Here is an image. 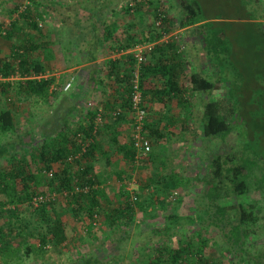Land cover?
<instances>
[{
  "label": "trees",
  "instance_id": "1",
  "mask_svg": "<svg viewBox=\"0 0 264 264\" xmlns=\"http://www.w3.org/2000/svg\"><path fill=\"white\" fill-rule=\"evenodd\" d=\"M176 1H179L181 9L176 27L181 30V35H186L183 41L186 52L176 51V36L161 40L163 35L170 32V19L166 16L160 27H152L150 34H143L141 39L144 40L132 44L122 42L116 33L115 23L102 21L100 26L93 25L90 31L91 39L79 41L76 46L81 65L87 64L82 70V76L90 92L109 86V90L114 94L111 99L103 102V111L100 113L104 120L95 123L97 110H92L83 120L79 119L78 124L73 125L68 119L69 115L65 114L62 121H55L54 124L49 122L50 129L42 127L43 131L38 140L30 135L23 140L17 135L13 137L16 131V114L6 106L5 101L14 98L16 102L32 99L47 102L48 98L56 93L57 88H52L56 78L46 75L47 71H52L48 66L50 67L51 61L55 59V48L49 47L47 41L40 40L46 34L40 24L43 16L48 14V8L63 18L62 23L69 15L57 11L60 4L55 0H27V5L21 11L19 7L10 11L2 7V12L7 11L9 16L13 17L6 25L0 23V35L6 40H13V44L10 53L0 59V76L7 78L15 73L19 74V79L15 81H0V138H5L4 142H0V159L3 158L9 163L7 167H0V193L3 195V199L0 198V260L3 264H21L23 256L31 254L41 264H102L95 257L77 261L64 258L62 244L67 240L66 226L53 209L61 197L33 207L31 201L35 196H47L52 193L64 196L63 193L67 192L63 198L64 213L70 212L75 218L84 216V220L92 228L96 215L103 217L110 227L132 224L137 212H146L145 206L149 202L148 199L142 200L139 191L147 189L150 199H154L157 196L155 185H166V191L182 188L185 194H189L184 185L185 180L176 177L174 170L164 175L157 172L145 173L144 169L150 168L153 162L150 154L152 150L147 157L143 156L136 161L132 138L122 140L118 137L121 124L130 120L133 126V120H127L125 111L130 108L131 81L136 64L131 54L124 55L122 60L105 59L101 64L98 59L101 58V51L106 45L110 50L121 52L133 48L137 42H155L151 57L138 69L139 85L143 93L142 106L146 112L147 91L144 81L149 76L156 78L159 83L158 89L154 91V100L165 106L176 99L180 109L191 106L189 99H185L186 95L191 98L193 95L194 98H199V95L204 93L211 95L217 86L224 83L227 84L228 90L226 99L201 101V105H197L201 139L210 143L226 142L240 123L245 124L246 128L249 124L253 127L250 132L246 130L242 145L236 142L224 150L220 148L206 151L202 159L203 166L196 169L198 172L193 178L200 187L199 192L195 194L196 213L186 221L187 224L198 226L197 232L187 239L180 236L176 239L177 245L164 243L161 235L169 238L171 242V226L174 227L179 219L176 213L170 214L165 218L164 226L153 230L152 235L159 236L158 241L161 242H156L152 255L145 264H223L224 259H227L229 264H264V244L254 246L250 241L255 235L264 236L263 92L259 94L245 91V84L238 79L233 83L224 80L227 76L224 61H231L235 51L222 24L215 18L205 17L204 6L200 0ZM88 2L91 0L80 3L78 7L82 12L78 9L75 17L81 13L86 21L93 13L102 15V11L94 7L92 12H86L83 6ZM144 5H137L134 12L141 10ZM125 8L130 12L128 6ZM157 9L153 13L155 16ZM49 14L52 12L49 11ZM55 16L51 18L54 19ZM243 20L248 21L247 26L252 30L250 34L253 33L260 44L252 50V55L264 58V18L258 13V17L245 16ZM197 44L200 47H197ZM188 47L191 48L189 52L199 50L205 57L208 66L214 71L212 80L207 76L209 74H203L196 66H190V57L186 55L189 53ZM261 71L262 74L264 70ZM101 72L105 74L100 76ZM233 74L239 79L243 75L238 69ZM257 79L260 80V75ZM109 80H112L114 85L106 84ZM73 84L75 83L72 81L67 92L73 89ZM241 99L251 100L245 104L241 103ZM256 101H259L260 107L251 104ZM74 106L70 111L80 107L77 103ZM117 109L122 111L116 113ZM168 120L169 123L161 125V120L154 121L147 112L142 133L148 138L151 149L154 140L161 143L175 138L172 137L175 136L174 133L166 131L170 125H175L172 118ZM250 120L260 122L254 127V124L249 123ZM110 133L115 135L112 138L115 152L127 163H138L136 170L143 174L147 181L135 191L133 199L123 188H119L116 193L119 199L117 205L108 213H104L100 200L105 188L97 185L104 182L105 176L101 172H94L92 160H95L94 151L102 149L103 141ZM235 134H238V138L242 137L239 130ZM195 136L198 137L197 132ZM28 148L32 149L31 153H26ZM75 154H79L78 158L69 161ZM83 161L86 165L82 164ZM106 162L109 163L108 158ZM115 164L118 165V162ZM50 170L51 174L48 173ZM113 172L118 180L127 177L121 169L117 168ZM109 177L107 175V178ZM76 187H87V191H77ZM249 195L252 198L245 200ZM233 200L238 203H233ZM27 207H32L40 218L34 231H29L28 225H25L26 221L20 217L22 209ZM204 227L217 231L213 239L219 238L223 243L219 251L207 252V248L216 243L201 235ZM176 230L178 231V227Z\"/></svg>",
  "mask_w": 264,
  "mask_h": 264
},
{
  "label": "rangeland",
  "instance_id": "2",
  "mask_svg": "<svg viewBox=\"0 0 264 264\" xmlns=\"http://www.w3.org/2000/svg\"><path fill=\"white\" fill-rule=\"evenodd\" d=\"M26 1L27 0H0V23L6 25L9 19L13 17L9 16L7 11L14 10L16 7H19V11H21L24 6L27 5ZM55 1L60 4L57 6V11H62L63 14L68 13L69 16L65 18L66 22L64 21L62 23L60 15L55 14V18H51L53 13L49 14V11H53L48 8V14L43 16L40 24L43 33L46 34L45 37L40 40L47 41L50 44L49 47L55 48V59L51 61L50 67L48 66L49 69L52 68V71H47L46 75H53L56 78V86L53 85L52 88L56 87L57 91L55 94L52 93L54 95H51L47 102L36 99L16 102L14 98L5 101L6 106L15 111L16 114V131L13 137L17 135L22 140L27 139L28 135L38 140V135L43 131L42 127L47 128V130L50 129V123L52 122V124H54L55 121H62L65 114L69 115L68 119L71 124H78L79 119L83 120L89 111L98 109L103 111V102L114 96L113 92L109 90V86L106 88L99 87L96 92H90V88L87 86L84 81L85 78L82 76V70L85 69L83 67H81L80 70H72L73 68H70L71 70H69V72H62L66 67L81 65V57L78 54L76 44H78L79 41L91 39L90 31L93 25L100 26L102 21L115 23L116 33L120 36L123 43L128 42L132 44L136 41L140 42L144 40L141 39L144 33L148 35L153 31L152 27H157V18L153 13L156 8H159L162 9L165 16L170 19L168 24L170 32L168 33H171L170 37L176 36L177 38L175 45L176 51L178 53L180 51L186 52V47L183 43V39H186V35H181V31L177 30L176 27L178 22L177 16L180 14L181 10L179 1L152 0L151 3L147 2L141 7V10L138 12L130 13L125 8L130 0H91V2L83 6V9L89 13L92 12V7H94V9L102 11V15H95L96 13H93L86 21L85 18H82L81 13L76 15V17L74 15L75 12L78 11L80 3L85 0ZM200 1L204 6L203 14L205 17L215 18L216 21L222 24L235 51V55L231 61H224L225 75L228 76H225L224 80L233 83L238 79V81L245 84V88L243 87L245 91L259 94L263 92L264 95V72L261 74V70H264V58H260L257 55L254 57V55H252V50L254 48L256 49V46L258 48L260 44H258L257 38H254V34H250L252 30L247 26L248 21L243 20L245 16L250 18L258 17V13H261V17L264 18V0ZM61 4H63V8H61ZM2 7L7 11L2 12ZM239 33L242 34L239 35ZM12 44L13 40H6L0 35V59L6 57L10 53ZM106 46L102 51L100 50V57L104 58L100 64L103 63L105 59H112V55L118 53L116 50H110V48ZM197 47H200L199 44H197ZM115 48L116 46L114 45V49ZM190 49H187V51ZM195 53L196 51L194 50V52L186 54L190 56V66H196L198 71L209 74L207 76L212 80L211 75H214L213 69L208 66L206 60L200 59ZM150 57L151 53L148 59ZM59 67L61 68L59 69ZM237 69L241 70L243 74L241 79L233 74ZM104 74V72H101L99 75L102 76ZM258 75H260L259 81L257 79ZM15 80L17 79L12 81ZM69 81L75 83L73 84V89L70 92H63V86ZM144 82L147 91L145 106L148 109L147 112H149V115L153 117L154 121L161 120V125L162 123H169L168 118H172L175 122V125H170L166 130L170 133H174L175 136L172 137L175 138L170 139L169 142L159 143L154 139L153 143L151 142L152 152L150 154L153 162L150 166L151 169H144V172L164 175L174 170V175H176V177L185 180L184 185L188 189L187 192H189V194H185L182 188L166 191V185H155L157 187V196L154 199H150L147 189L139 191V194L142 195V200L145 201V199H148L149 202L148 205L146 204L145 206L146 212H137L132 224H119L118 227H110L104 222L103 217L96 215L92 228L88 226V222L84 220V216L80 215L75 218L70 212L64 213L65 200L60 198L55 203L53 209H55L54 211L61 217L62 222L66 226L67 240L62 244L64 258L66 259L77 261L95 257L102 264H145L150 259L156 242H161L160 240L158 241L159 236L155 237V235H152L153 230L164 226L165 218L172 213H176L179 219L174 227L171 226V231L169 233L171 242H169V238L161 235L164 238V243L168 242L171 245H177L176 239L180 236L187 239L192 233H196L198 226L190 225L186 222L187 218L196 213L195 194L199 192L198 189H200L193 180L198 172L196 169L203 166L202 159L206 151L210 152L209 149L218 150L220 148L224 150L228 148V145H234L236 142L242 145L245 139L244 137H246V130L248 132L253 130L251 124L246 128L245 124L240 123L237 128H235L234 134L231 135L226 142H203L200 133V123L197 120L198 110L191 102L190 99L192 98L188 95L185 96V99H189V105L191 106L183 109L178 107L174 108L176 102L174 101L173 104V100L163 106V104L154 100L156 98L154 91L159 83L155 86L156 83L154 82L153 84V82L148 79ZM112 83V80L106 81V84L114 85ZM226 85L227 84L222 83L217 86V89L211 92L213 97L210 99H226L228 96ZM254 87L257 88L254 89ZM257 98L259 99V97ZM249 100L241 99V101H243L241 103L247 104ZM76 103L77 106L79 105L80 107L77 110L70 111L72 107H75L74 105ZM90 103L93 106H90ZM237 104L240 105L239 102ZM251 104L260 107L259 101ZM167 108L171 110L169 111ZM129 119H132L130 115L127 116V120ZM103 120L104 119H101V121ZM258 122L260 121L255 122L250 120L249 123L254 124L255 127ZM131 128L132 124L130 120L121 124L118 137L122 140L123 138H129L132 131ZM238 130L242 136L241 138H238V134H235ZM196 132L198 133V137L195 136ZM114 137V133L113 135L110 133L106 136L103 141L102 149L100 151H94L95 160H92V165L95 169L94 172H101L105 176L104 182L97 185L100 188H105V192H103L100 200V204L102 205L101 209L104 213H108L110 209L117 205L119 199L116 197V193L119 188H123L124 191L130 195V198L133 199L135 198V191L147 181L143 174L137 172L138 163H127L115 152V145L112 141ZM4 141L5 138L1 137L0 142ZM26 150V153H31L32 149L28 148ZM105 157L108 158L109 163L106 162L107 158ZM116 161L118 165L115 164ZM82 164L86 165L85 161H83ZM8 165L9 163L5 159H0V167H7ZM39 165H37V167H39ZM117 168L123 170L127 176L124 180H118L115 176L113 171ZM107 175L110 177L107 178ZM0 198L3 199L1 193ZM251 198L252 196L249 195L245 200ZM232 202L238 203L237 200H233ZM7 207L8 206H5V208ZM20 217L26 221L25 225H28L27 229L29 231H34V229L38 227L40 218L32 207L23 208ZM0 223H2L1 218ZM176 227H178V231ZM201 235L211 238V242L214 240L213 238L216 237L217 231L213 228L204 227L201 231ZM30 239L31 238H29V240ZM31 241H35V239H31ZM214 241L216 244L210 245V247L207 248V252L212 253V250L219 251L223 247V243L219 238H216ZM250 241L254 246L262 245L264 244V236L255 235ZM24 247L25 246H23V248ZM22 252L24 253V251ZM0 264H3L2 260H0ZM21 264L41 263L31 254L30 256H23ZM223 264H229L228 260L224 259Z\"/></svg>",
  "mask_w": 264,
  "mask_h": 264
},
{
  "label": "built area",
  "instance_id": "3",
  "mask_svg": "<svg viewBox=\"0 0 264 264\" xmlns=\"http://www.w3.org/2000/svg\"><path fill=\"white\" fill-rule=\"evenodd\" d=\"M151 2L152 0H130L129 3L127 4L130 13H133L136 6L143 3L146 4L147 2ZM164 12L162 9H157V15H156V26L160 27L162 25L163 22V18H164ZM171 33L165 34L163 35L161 40H167L170 37ZM155 44V42L153 43H148V42H141L136 44L132 49L128 50V51H121L118 52L120 55H127V54H131L134 58L135 61V69L133 71V79L131 81L132 83V91H131V102H130V108L127 109L125 111L126 115H130V117L133 120V128L130 134V137L132 138L131 140L133 141V145L136 149V161H138L141 157L146 156L150 151H151V145L150 142L148 140V138L146 136L143 135L142 133V128H143V123H144V119L147 115V112L145 110V108L142 106L143 104V93H142V89L140 88V83H139V73H138V69L139 66L145 62H147L148 56L151 53V49L153 48V45ZM40 78V76L38 77ZM14 79H19V74L15 73L13 75H11L10 77L7 78H3L0 76V81H12ZM71 87V81L67 82L62 90L63 92H66L67 90H69ZM90 106H93L90 103ZM100 109L97 110L96 112V117H95V123H100L101 122V113H100ZM121 109H117L116 113L121 112ZM116 113H113L114 115H116ZM79 154H75L73 156H71L69 158V161H72L74 158H78ZM48 173H52V170H50ZM77 191L78 190H82V191H87V187H84V189H79L78 187L75 188ZM67 192L63 193L64 196H66ZM64 196L62 195H57L55 193H52L50 195L47 196H43V195H38L33 197L31 204L33 207H37L39 204L46 202V201H51V200H56L57 198H64Z\"/></svg>",
  "mask_w": 264,
  "mask_h": 264
},
{
  "label": "crops",
  "instance_id": "4",
  "mask_svg": "<svg viewBox=\"0 0 264 264\" xmlns=\"http://www.w3.org/2000/svg\"><path fill=\"white\" fill-rule=\"evenodd\" d=\"M75 5H76V3H75ZM53 11V10H52ZM53 13V15H55V13L54 12H52ZM61 17V16H60ZM61 22H62V20H63V18L61 17ZM181 31V30H180ZM180 33H182V32H180ZM183 40H185V39H183ZM188 49H190V47H188ZM196 51V53H195V55L197 54V57H199L200 59H202V60H206L205 59V57L204 56H202V53L199 51V50H195ZM194 52V51H193ZM123 56H124V54L123 55H120L119 53H115L114 55H112V59H121L122 60V58H123ZM188 57H190L189 55H187ZM104 60V58H99L98 59V62H101V61H103ZM191 61V60H190ZM85 65H87V64H85ZM85 65L83 64V65H78V66H69V67H66V69H67V71H66V69L64 70L63 69V71L62 72H69V70H71L70 68H73L72 70H74V69H78V70H80L81 69V67H83V68H85ZM78 73V72H77ZM201 73H203V74H205V72H201ZM150 80V81H152L153 82V84H154V82L156 83V85L155 86H157V80H156V78H152V77H147L146 78V80ZM144 88H145V86H144ZM146 89V88H145ZM156 89H158V87H156ZM196 97H198L197 95H195ZM190 97V96H189ZM213 97V94H211V95H208V94H206V93H204V94H200L199 95V98H194V95L192 96V99H190L191 100V102L194 104V107H196L197 108V105H201V101H207V100H211L210 98H212ZM174 101L176 102L175 104H174ZM173 104H174V108L175 107H177V100L176 99H173ZM200 107V106H199ZM39 136V138H40V134L38 135ZM123 140H124V138H123Z\"/></svg>",
  "mask_w": 264,
  "mask_h": 264
}]
</instances>
